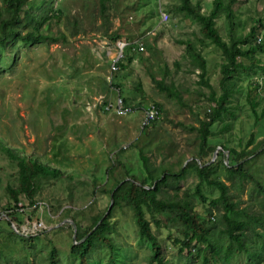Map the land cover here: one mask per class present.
Returning <instances> with one entry per match:
<instances>
[{
  "label": "rangeland",
  "instance_id": "374dc122",
  "mask_svg": "<svg viewBox=\"0 0 264 264\" xmlns=\"http://www.w3.org/2000/svg\"><path fill=\"white\" fill-rule=\"evenodd\" d=\"M192 1H199L201 10L208 13L213 0ZM176 2L111 0L108 21L104 23L97 0H43L39 11L54 13L49 19L54 39L16 41L0 55V139L16 151L39 157L72 175L42 179L32 199L21 194L15 205L6 185L16 184L17 165L0 149V264H46L47 250L38 243L49 246V240L57 248L58 264H75L76 257L68 243L76 240V228L67 226L69 218L63 211L86 207L79 219L90 223L91 216L109 205L110 194L96 187L107 181V189L114 183L116 174H107L112 158L116 167L139 171L147 177L140 151L148 156L153 174L158 173L162 163H172L177 168L196 155L200 121L208 120L207 112L221 92V64L225 57L209 39L196 42V37H203L200 26L175 12ZM233 9L236 35L248 36L255 25L248 41L264 44V27L258 25V19L264 23V0H238ZM215 24L228 40L224 12L215 18ZM189 39L205 58L203 78L208 84L200 81L201 69L187 52L185 41ZM120 41L125 42L122 48ZM127 47H131L132 58L118 68L113 62ZM256 56L264 66V52L257 51ZM241 59L250 64L249 59ZM247 71L239 69L231 78L236 88L229 101L231 108L235 106L234 114L223 115L209 125L204 164L217 157L216 175L231 186L240 205L258 214L264 206V192L255 182H264V115L258 120L255 116L264 106V69ZM153 78L173 87L180 98L160 91ZM121 94L129 101L125 112L118 109ZM250 99L257 101L256 113ZM155 102L161 104V112L156 122L145 128L144 109L155 106ZM225 121L230 122L227 127L223 126ZM220 144L238 151L254 150L241 161L250 176L239 178L224 169L228 150L223 148L224 155L217 156L222 152ZM196 161L201 163L198 156ZM196 182L195 171L189 169L175 184L166 187H178L181 194L183 190L192 191ZM202 190L209 200L202 201L194 195V209L218 229L222 225V207L212 205L210 198L219 191L205 183ZM145 215L163 243L165 264H202L203 254L208 264H248L244 252L226 261L211 255L205 243L193 241L189 243L190 251H179L172 238L183 237L180 223L166 225L155 210L146 209ZM111 219L116 222L113 236L118 255L126 256V264H152L149 244L137 233L133 211L127 205H117ZM34 234L40 235L37 242L29 240ZM18 235L23 239L18 240ZM105 254V249H96L90 261L105 264ZM258 264H264V257L258 258Z\"/></svg>",
  "mask_w": 264,
  "mask_h": 264
},
{
  "label": "trees",
  "instance_id": "16d2710c",
  "mask_svg": "<svg viewBox=\"0 0 264 264\" xmlns=\"http://www.w3.org/2000/svg\"><path fill=\"white\" fill-rule=\"evenodd\" d=\"M111 0H97L98 13L105 23L108 21L109 8ZM238 0H213L212 7L208 13L201 10L199 1L192 0H177L173 5L175 12L182 13L185 17L195 20L203 33V37H196V42L203 43L209 39L213 44L218 46L225 57V61L221 64L222 77L221 92L215 100V105L211 108L208 114V120L202 119L199 130V149L196 155L189 163L179 165L174 168L172 163L158 166L157 174L150 172L148 156L140 151L143 168L147 171V177L141 172H132L128 169H120L115 165V158H112L111 165L107 167V174L114 173V183L109 188H105L107 181L96 188H102L110 194L111 200L108 206H105L99 213L91 216L90 223H86L79 219V214L85 212V208L74 210H64V215H67L69 221L67 226L73 230V223L76 228V242L72 239L69 241V250L76 257L75 264H100L90 261L91 253L96 249L106 250L105 264H126V256L118 255V243L113 236V231L116 229V222L111 219L112 212L117 205H127L133 211V218L137 227L138 235L149 244V258L152 264H165L163 243L155 234L150 225V220L145 215V210H155L164 217L165 224L168 222H179L183 237H173L172 243L178 247L179 251L183 248L189 249V243L197 242L205 243L204 248L213 256L222 257L226 261L236 254L242 252L246 255L248 264H258V258L264 257V206L261 213H249L245 205H240L238 199L235 198V192L231 186L225 183L216 175L217 164L216 159L208 164L206 156L208 154V134L209 125L216 119H221L223 115H233L235 106L229 104L230 97L233 95L236 88L232 77L237 76L238 70H255V67L263 70L264 66L260 65V59L256 56L257 51L264 52V44L248 41V36L253 35L257 26L253 25L248 36L239 37L235 33V13L233 9L234 3ZM43 0H0V55L3 54L7 46H12V43L32 42L41 39H54L50 33V21L54 13L51 15L44 14L40 10V5ZM228 22V40H225L219 33V29L215 24V18L221 13ZM258 25L264 27L261 19H258ZM255 38V35H254ZM186 49L189 56L200 67V81L208 84L203 78L206 62L205 58L197 51L196 43L189 39L185 41ZM134 46V45H133ZM136 47V46H135ZM129 48V49H128ZM130 48L124 49L120 58L115 62L118 68L124 67L128 63L132 55ZM241 58H247L250 64L243 63ZM153 81L160 91H164L168 96H176L180 98V94L173 87L164 83L160 79L153 78ZM117 84V83H116ZM116 86L119 87L117 84ZM121 93V89L119 87ZM123 106L129 107L128 98L122 96ZM157 107V115L161 112V104L154 103ZM257 101L250 99V105L256 113L255 106ZM156 115V117H157ZM264 115V106L261 111L256 114L255 120H258ZM156 117L144 124L147 128L151 123L156 122ZM229 121H225L223 126L227 127ZM143 127V128H144ZM249 139L247 142H250ZM222 152L219 151L217 156H223V148L228 150L227 163L223 162L224 169L239 178L250 176L246 169L242 167V160L253 154L254 150L242 149L238 151L234 147L220 144ZM212 149V146H209ZM0 149L3 150L8 157L15 160L17 165V178L15 185H6L10 200L18 201L21 194L32 199L39 188L42 179H50L59 176H67L71 178V174L65 173L59 166L51 165L39 157L28 153H20L10 145L4 143L0 139ZM197 156L201 160L199 164L196 161ZM210 158V156H209ZM192 169L197 176V182L192 191L183 190L180 194L179 188L175 187L169 190L166 184H175L185 173ZM123 171V174L120 173ZM150 177L148 180L147 178ZM256 185L264 192V182L256 180ZM216 187L219 194L210 198L212 205L220 204L222 211L220 219L222 225L218 229L211 226L210 219L199 214L194 209V195H197L200 200L207 201L208 197L202 190V185ZM111 203V204H110ZM93 204V201L90 205ZM249 205V204H248ZM88 207V206H87ZM89 219V220H90ZM73 221V223H72ZM12 223L8 220V223ZM159 224L158 220H155ZM16 226L19 228V224ZM59 228V227H58ZM58 228L54 229L56 231ZM217 232V234H215ZM40 235L34 234L29 236V240L38 241ZM23 239L18 235V240ZM47 244L38 243L39 246L46 248L43 263L58 264V252L55 244L50 240ZM43 259V260H44ZM202 264H208V257L203 254L201 258Z\"/></svg>",
  "mask_w": 264,
  "mask_h": 264
},
{
  "label": "built area",
  "instance_id": "2783aa9c",
  "mask_svg": "<svg viewBox=\"0 0 264 264\" xmlns=\"http://www.w3.org/2000/svg\"><path fill=\"white\" fill-rule=\"evenodd\" d=\"M165 14H163V19H165ZM119 47L122 48L123 46H125V42L120 41L118 43ZM119 57H117L114 62L113 65L116 66L115 62L117 61ZM114 66V67H115ZM118 109L125 112L129 107L123 106L122 104V100L121 98L118 99ZM157 115V108L154 105H149L144 109V123L148 122L149 120H152L153 118H155ZM20 209L22 208V205L18 206ZM41 225V224H40ZM15 227V226H14Z\"/></svg>",
  "mask_w": 264,
  "mask_h": 264
},
{
  "label": "water",
  "instance_id": "95a60500",
  "mask_svg": "<svg viewBox=\"0 0 264 264\" xmlns=\"http://www.w3.org/2000/svg\"><path fill=\"white\" fill-rule=\"evenodd\" d=\"M73 223V222H72ZM73 226H74V223H73ZM75 228V227H74ZM75 230V229H74ZM75 234H76V230H75V232H74V235H73V237L75 238ZM74 242H76V240L74 241Z\"/></svg>",
  "mask_w": 264,
  "mask_h": 264
}]
</instances>
